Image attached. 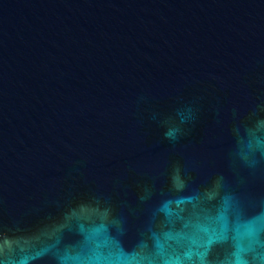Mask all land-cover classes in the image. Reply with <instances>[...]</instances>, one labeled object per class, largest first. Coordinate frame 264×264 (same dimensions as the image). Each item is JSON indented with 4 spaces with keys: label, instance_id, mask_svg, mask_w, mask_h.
Masks as SVG:
<instances>
[{
    "label": "water",
    "instance_id": "95a60500",
    "mask_svg": "<svg viewBox=\"0 0 264 264\" xmlns=\"http://www.w3.org/2000/svg\"><path fill=\"white\" fill-rule=\"evenodd\" d=\"M0 264H264V0H0Z\"/></svg>",
    "mask_w": 264,
    "mask_h": 264
}]
</instances>
